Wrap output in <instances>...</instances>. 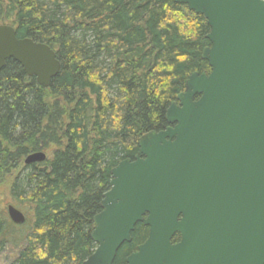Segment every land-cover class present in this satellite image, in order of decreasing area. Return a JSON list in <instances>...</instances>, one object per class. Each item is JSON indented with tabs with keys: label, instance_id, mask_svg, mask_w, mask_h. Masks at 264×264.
I'll return each instance as SVG.
<instances>
[{
	"label": "trees",
	"instance_id": "1",
	"mask_svg": "<svg viewBox=\"0 0 264 264\" xmlns=\"http://www.w3.org/2000/svg\"><path fill=\"white\" fill-rule=\"evenodd\" d=\"M0 24L61 62L50 87L13 59L0 72V193L30 212L16 225L0 210V250L18 249L11 264H83L113 168L169 126L191 74L210 73L211 27L176 0H0ZM40 150L51 154L26 165ZM148 235L138 223L114 264Z\"/></svg>",
	"mask_w": 264,
	"mask_h": 264
},
{
	"label": "water",
	"instance_id": "2",
	"mask_svg": "<svg viewBox=\"0 0 264 264\" xmlns=\"http://www.w3.org/2000/svg\"><path fill=\"white\" fill-rule=\"evenodd\" d=\"M176 2L207 19L211 71L191 74L169 126L113 168L83 264H114L138 223L149 235L125 264H264V0ZM11 59L44 87L61 70L51 46L0 24V72ZM46 158L40 150L24 162ZM7 213L27 220L13 204Z\"/></svg>",
	"mask_w": 264,
	"mask_h": 264
},
{
	"label": "rangeland",
	"instance_id": "3",
	"mask_svg": "<svg viewBox=\"0 0 264 264\" xmlns=\"http://www.w3.org/2000/svg\"><path fill=\"white\" fill-rule=\"evenodd\" d=\"M46 154L49 156L51 152L46 151ZM10 204H13L20 210L25 211L23 208L15 204V200L11 197L9 193L6 192L0 193V210L6 212L7 216H8L7 207ZM29 213L30 212H27L26 215H28ZM18 252H19L18 249L12 247L11 245H6L4 249L0 250V264H11L17 258Z\"/></svg>",
	"mask_w": 264,
	"mask_h": 264
}]
</instances>
